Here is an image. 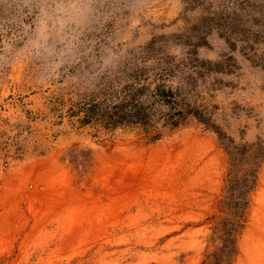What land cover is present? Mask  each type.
I'll return each mask as SVG.
<instances>
[{"label": "rangeland", "instance_id": "1", "mask_svg": "<svg viewBox=\"0 0 264 264\" xmlns=\"http://www.w3.org/2000/svg\"><path fill=\"white\" fill-rule=\"evenodd\" d=\"M107 82L195 113L85 123ZM0 264H264V0H0Z\"/></svg>", "mask_w": 264, "mask_h": 264}, {"label": "trees", "instance_id": "2", "mask_svg": "<svg viewBox=\"0 0 264 264\" xmlns=\"http://www.w3.org/2000/svg\"><path fill=\"white\" fill-rule=\"evenodd\" d=\"M170 73L166 70L161 72L160 80H166ZM147 89L133 83L118 89L114 83L107 82L91 91L78 93L77 106L84 113L85 123L99 121L108 128L123 125L157 127L162 120H165V124L175 127L187 117L194 115L193 109H188L190 108L188 101L181 99L180 90H166L164 85H160L150 94L146 92ZM143 98L145 100L152 98L153 103L146 104ZM155 104L170 106L173 113L166 115L167 119L164 115L158 116L154 110ZM255 156L258 157L257 154Z\"/></svg>", "mask_w": 264, "mask_h": 264}]
</instances>
